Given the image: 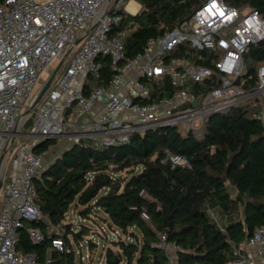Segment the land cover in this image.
Here are the masks:
<instances>
[{
  "label": "built area",
  "instance_id": "obj_1",
  "mask_svg": "<svg viewBox=\"0 0 264 264\" xmlns=\"http://www.w3.org/2000/svg\"><path fill=\"white\" fill-rule=\"evenodd\" d=\"M127 4L0 0V264H55L49 252L40 259L36 252H20L16 246L22 227L30 241L43 239L39 227L25 225L46 218L36 203L33 182L43 168V152L34 149L38 142L63 138L69 145L89 141L110 146L127 142L134 133L170 126L201 135L210 115L242 102L254 106L252 115L264 124V63L257 67L254 86L244 85L242 77L244 54L250 44L264 39V18L256 9L202 0L188 18L149 37L142 50L129 56L124 49L126 30L114 29L137 11ZM65 54L67 64L45 88ZM102 56L109 58L111 72L105 84L96 85ZM207 79L214 81L211 87L195 86ZM37 83L40 87L33 93ZM163 161L170 167L189 166L184 154L170 151ZM141 216L148 219L145 211ZM100 229L106 236L105 227ZM112 230L116 239L119 230ZM158 234L155 245L171 264H178V244ZM50 247L69 251L61 235L50 237ZM230 248L226 264H264V224L240 244L231 242Z\"/></svg>",
  "mask_w": 264,
  "mask_h": 264
},
{
  "label": "trees",
  "instance_id": "obj_2",
  "mask_svg": "<svg viewBox=\"0 0 264 264\" xmlns=\"http://www.w3.org/2000/svg\"><path fill=\"white\" fill-rule=\"evenodd\" d=\"M140 9L127 14L114 29H125V54L142 50L149 37L163 34L189 14L202 0H136ZM235 7H251L264 18V0H225ZM105 84L111 72L109 58L102 56ZM249 59L250 63L246 64ZM201 61V60H200ZM208 63V60L201 61ZM264 63V39L250 44L244 54V85L257 82V67ZM212 80L196 84L211 87ZM255 107L242 102L224 113H214L203 133L182 132L176 127L151 128L132 134L125 143L96 146L89 141L73 143L45 165L34 177L36 203L46 218L27 221L37 226L43 239L34 243L24 227L18 231L17 249L51 256L73 264L72 241L84 239L79 230L66 229L67 213L81 219L100 216L119 234L105 249L104 264H167L168 257L155 243L158 233L178 244V264H226L231 242L240 244L253 229L264 224V124L252 113ZM29 118L25 126L30 123ZM55 138L34 147L42 153ZM166 151L184 154L189 166L170 167ZM243 206V219L231 218L220 226L208 212H235ZM148 214V219L141 212ZM52 227L59 229L56 232ZM63 236L69 251L50 249V237ZM87 247L96 242L87 238ZM90 257V254L88 255ZM57 260L54 259V263Z\"/></svg>",
  "mask_w": 264,
  "mask_h": 264
},
{
  "label": "rangeland",
  "instance_id": "obj_3",
  "mask_svg": "<svg viewBox=\"0 0 264 264\" xmlns=\"http://www.w3.org/2000/svg\"><path fill=\"white\" fill-rule=\"evenodd\" d=\"M69 60V57L64 61V64L61 66L60 70L63 69V67L65 66V64H67V61ZM52 65H54L56 63V61H52L51 62ZM246 64L250 63V60L247 59ZM46 73H43V77H45ZM40 87V83H37L33 89V93H35ZM18 141H23L24 138H18ZM65 139L63 138H56L55 142L52 143L51 145H49L50 147L47 148L46 153L44 152L43 156H50L53 154V159L60 153V150L58 152H56L60 146L62 145L63 141ZM92 144L96 145V146H100V144L96 143V142H92ZM43 159V157H42ZM208 212L210 214V216L212 218H214V220L218 221V224H221L222 219V212L218 211L217 209H208ZM236 213V219H243V206L242 204H240L237 208V210L235 211ZM94 218H86L84 220H82L78 214H76L73 210H70L67 213V218H66V223L65 224H71L72 229L74 230H79L81 228V224L86 225L87 227H89V229H86L83 231V237L84 239H82V244L81 247H78V243L75 242L74 239H72V236L70 235L69 238L72 241V248L74 250V261L73 264H104L105 262V249L109 246L111 249H113L114 251L118 250V247L116 245L113 244L112 240L115 239L114 235L112 234L113 230L107 225V223L100 217V216H93ZM103 226L105 227V235L101 236L100 234H103V232H101L100 227ZM100 233V234H99ZM93 238L94 240L98 241L96 243V249L90 250L87 247V243H86V239L87 238ZM81 251V253L79 252ZM83 255V258H80V255ZM86 254H90V257L87 256ZM172 263V262H171ZM174 263V262H173ZM121 264H125L124 260L122 261Z\"/></svg>",
  "mask_w": 264,
  "mask_h": 264
},
{
  "label": "crops",
  "instance_id": "obj_4",
  "mask_svg": "<svg viewBox=\"0 0 264 264\" xmlns=\"http://www.w3.org/2000/svg\"><path fill=\"white\" fill-rule=\"evenodd\" d=\"M130 1H132V0H128V2H130ZM133 1H135L137 4H138V6H137V8H136V10L138 11L139 9H140V3L138 2V1H136V0H133ZM136 11V12H137ZM135 12V13H136ZM69 144H67V142L64 140L63 141V143H62V145L60 146V148L56 151V152H58L59 150H60V152H61V150L62 149H64V148H66L67 146H68ZM47 151V150H46ZM46 151H44L45 153H46ZM44 152H43V154H44ZM53 154L52 155H50V156H48V157H46V156H43V159H42V163H43V167L45 166V165H47V164H49V162L53 159ZM236 213L237 212H231V213H223L222 212V221H221V225H222V227L223 226H225V224L229 221V220H231V218H236ZM52 229H55L56 230V232H58L59 231V229L57 228V227H52ZM54 259L55 260H57L56 262H55V264H65V260H64V262L63 261H58L60 258L59 257H54ZM167 264H171V262H169V260H168V263Z\"/></svg>",
  "mask_w": 264,
  "mask_h": 264
},
{
  "label": "water",
  "instance_id": "obj_5",
  "mask_svg": "<svg viewBox=\"0 0 264 264\" xmlns=\"http://www.w3.org/2000/svg\"><path fill=\"white\" fill-rule=\"evenodd\" d=\"M133 14H135V13H133ZM80 39H81V38H78V39L74 42V44H77V43L80 41ZM65 57H66V54H65V55L63 56V58L58 62V64H57L56 67L54 68L53 72L50 74V76H49V78H48V80H47V82H46V86H45V88L48 87V86L50 85L51 81H53V78H54V76L56 75V73L58 72V70L60 69V67H61V65H62V63H63ZM45 88H44V89H45ZM39 99H40V94L36 96V98L34 99V101L32 102V104H31V106H30V109H32V108L37 104V102L39 101ZM193 101H194L193 104H196V103L198 102L196 99H194ZM30 109H29V110H30ZM29 110H26V111L24 112V114H27V113L29 112ZM170 127H173V126H170ZM40 142H41V141H40ZM40 142H38L36 145H38ZM36 145H35V146H36ZM1 158H2V157H1ZM0 161H1V159H0ZM0 163H1V162H0ZM1 184H2V175H1V170H0V187H1ZM65 225H66V229H67V230L71 227V224H65Z\"/></svg>",
  "mask_w": 264,
  "mask_h": 264
},
{
  "label": "bare ground",
  "instance_id": "obj_6",
  "mask_svg": "<svg viewBox=\"0 0 264 264\" xmlns=\"http://www.w3.org/2000/svg\"><path fill=\"white\" fill-rule=\"evenodd\" d=\"M138 4L135 1H130L127 4V8H129L130 10L134 11L137 8Z\"/></svg>",
  "mask_w": 264,
  "mask_h": 264
}]
</instances>
